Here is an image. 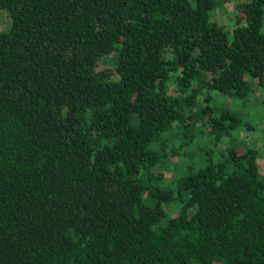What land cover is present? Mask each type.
I'll return each mask as SVG.
<instances>
[{"label": "trees", "instance_id": "trees-1", "mask_svg": "<svg viewBox=\"0 0 264 264\" xmlns=\"http://www.w3.org/2000/svg\"><path fill=\"white\" fill-rule=\"evenodd\" d=\"M229 1L0 0V264H264V160L210 103L264 87V0ZM196 131L221 155L163 183Z\"/></svg>", "mask_w": 264, "mask_h": 264}, {"label": "rangeland", "instance_id": "rangeland-1", "mask_svg": "<svg viewBox=\"0 0 264 264\" xmlns=\"http://www.w3.org/2000/svg\"><path fill=\"white\" fill-rule=\"evenodd\" d=\"M238 0H231L227 3L219 5L212 11L214 19L217 22H226L232 24L234 22V13ZM10 23V19L6 11H0V28L7 29ZM103 65L109 64L107 59H103L101 62ZM169 91L174 92L172 85L169 86ZM211 104H215L218 110L227 108L239 117V124L235 129L232 130V142L236 143L237 146H253L257 149L259 157L264 160V87L254 86V90L251 91L245 97L230 96L220 94L216 92L212 98ZM248 125L250 128H248ZM246 126V127H245ZM220 144H227L225 139ZM205 137L202 136L201 132L196 131L193 140L186 145L179 147L183 149L184 153L180 155L170 156V163L166 165L164 169L165 177L163 183L169 179L173 171L180 172L181 165L180 161L183 159L185 162L198 161L201 158L199 155V148L212 145L215 148V155L217 153L221 155V145L218 144L215 147L214 144H205ZM169 180L166 183H170Z\"/></svg>", "mask_w": 264, "mask_h": 264}]
</instances>
